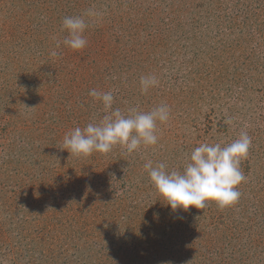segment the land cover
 Returning a JSON list of instances; mask_svg holds the SVG:
<instances>
[{
    "label": "rangeland",
    "instance_id": "obj_1",
    "mask_svg": "<svg viewBox=\"0 0 264 264\" xmlns=\"http://www.w3.org/2000/svg\"><path fill=\"white\" fill-rule=\"evenodd\" d=\"M0 264H264V0H0Z\"/></svg>",
    "mask_w": 264,
    "mask_h": 264
}]
</instances>
